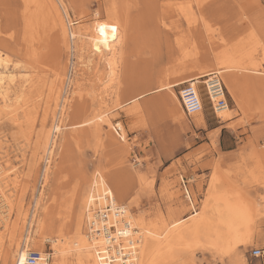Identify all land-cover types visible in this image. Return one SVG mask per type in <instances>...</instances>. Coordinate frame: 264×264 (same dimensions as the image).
Listing matches in <instances>:
<instances>
[{"label":"rangeland","instance_id":"1","mask_svg":"<svg viewBox=\"0 0 264 264\" xmlns=\"http://www.w3.org/2000/svg\"><path fill=\"white\" fill-rule=\"evenodd\" d=\"M109 18L121 23V43L113 56L95 54L84 35ZM60 24L79 33L80 41L67 40L75 52L64 46ZM0 54L35 75L34 84L11 92L25 104L20 121L0 120V157L8 155L2 171L10 176H0V264H12L26 235L29 250L43 254H53L45 239H67L49 264H86L73 235L77 204L100 177L161 237L176 221L189 225L203 217L209 232L224 233L229 224L252 236L264 216L258 193L264 189V0H0ZM219 64L227 68L222 81L239 90L240 106L228 95L236 114L227 125L205 104V124L196 127L175 110L172 90L178 95L185 85L175 86L179 81ZM65 79L62 95L71 98L65 115L57 108L44 116L45 106L55 108L60 99L55 83ZM58 118L62 127L48 161L42 132ZM220 126L234 136L227 139L230 152L219 150L214 129ZM210 204L217 209L207 210ZM184 232L175 249V238H161L164 245L148 240L144 258L149 264L248 262L251 241L238 246L222 236L213 247L202 233Z\"/></svg>","mask_w":264,"mask_h":264},{"label":"bare ground","instance_id":"2","mask_svg":"<svg viewBox=\"0 0 264 264\" xmlns=\"http://www.w3.org/2000/svg\"><path fill=\"white\" fill-rule=\"evenodd\" d=\"M62 12H63L62 16L64 17L63 20H65V22H67L69 26V21L67 18L68 16H66L64 11ZM120 24L121 23L119 22L118 19L109 18L108 20H106L105 23L101 25L98 26L93 25L90 33L84 35L88 37L87 44L89 46L88 45L87 46L89 47V49L95 54L106 53L108 55L113 56L116 47L121 43V37L123 31H122V26ZM66 26H64L63 24L61 25V27L59 26L60 33L63 36L64 46H66V48H68L70 51L72 50L75 52V47L74 48L69 47L67 40H70V38L72 39L76 38L75 40L76 42L80 41L78 39L79 33L77 31L75 33H73L70 30L68 31ZM113 29H115V31H113ZM113 62L112 63L110 62V64L114 65ZM226 70H227L226 67L219 64L218 67L213 71H203L198 74H195V76L192 78L191 83H197L199 82V80L205 79L207 76L211 75L212 73L218 75H224L227 72ZM34 76L35 75L32 73L31 69L25 67L20 68L16 66V64H14L12 61L8 60L7 58H4L0 54V120L2 119L3 115L5 116L10 115L11 119L14 122L20 121L19 119H21L23 115L22 108L25 106V104L21 105L18 103L20 94L19 96L18 94H13L14 97L12 98L11 92H14L16 87L17 89H20L25 86L34 84L35 83V80L33 79ZM57 83H55L54 85V87H56L54 94L56 95L60 94V99L59 101L57 100L58 103L55 105V108H51L50 105H46L48 103L45 102L46 106L44 110V116H47V114L51 113L52 111L55 112V109L57 108L61 111L60 114L62 113L61 114L62 116L65 115V111H66L65 108L68 104V100L71 98L63 97L62 95L64 91L66 79L65 82L62 80L61 84H58L56 86ZM69 83L70 80L68 84ZM53 84L54 83H52V87ZM223 84L225 85L224 87L226 88L228 95H230V97L232 98L235 107L240 106V95H239L240 93L239 90L236 88L235 84L233 82L225 83L224 81ZM64 94H67V92L65 91ZM53 96L54 95H52V97ZM174 98H175L176 108L180 113L182 112L181 111L182 109H181V103L179 97L178 95H175ZM235 114L236 111L227 108L226 110L218 113L216 118L219 120L220 123H226L227 125H229L228 122L234 117ZM101 116H103V114H100V117L98 115V118H101ZM59 118L58 121H54L52 123L51 127L48 130L43 131L45 132L44 134L42 132V135L44 136V140L42 138L43 143L41 145L43 148L42 157L43 158L46 157L48 161L51 155L50 149L52 148V144L55 138L53 134L61 131L62 125L59 124L60 122ZM93 119L91 117L89 121L87 120L83 122L82 125L90 124ZM192 119L196 127H201L204 125V116L201 113H197L192 117ZM104 121L102 122L106 124V126H109L108 120H104ZM116 126L119 127V130H121L122 127L119 123H117ZM99 129L100 127L97 126V131H99ZM7 158H8L7 154L0 157V176H2L4 179L6 178L8 179L10 177L8 174H5L2 171L3 164L6 163ZM12 174L14 177L19 175L16 171H13ZM207 203L208 200L206 201V204ZM200 214L198 215L200 216ZM194 216L195 215H192L190 218ZM203 218L204 219L201 218L196 219V223L192 222L189 225L182 224L187 219L182 221H176L169 227L164 237H161L160 235L151 231V227L146 225V223H144L142 219L135 218L131 212V208L129 206L127 207L126 205H123L121 201H118L115 198L112 191L108 188L105 180L100 177L95 181L94 184H92L91 187H87L86 189L82 190L79 202L77 204L76 221H75V228L73 229L74 232L73 235H74V241L76 243L75 245L76 249L78 252H80V255L85 259L86 264H149L148 260L144 258L143 254H144V247L146 245V242L150 239H156V242L158 244L164 245L163 240L165 241L175 238L176 240L174 241L173 239V244H171V247L175 249L181 243V241L179 242V240L188 235L186 234V232H184V230L191 232L196 230V233L200 232L203 234V236L206 237L205 242L210 243L211 245H213V247L218 245L217 243L220 242V239L218 238V234L216 233L217 228L209 232V230H207V227H210L208 223V219L205 217ZM97 219H99L101 222H104L106 220L108 222L107 226L111 225L115 228L113 243L106 242L103 235V229L101 232H98L97 229L98 227H96L95 229L92 227L93 223L97 225V221H96ZM7 223L8 222L6 220L1 222L3 229H5L6 231L8 230ZM31 238H32L31 235H26V237L22 236L20 238L21 240L18 242L14 255L12 256V264H25V255L26 252L29 250V243L31 241ZM161 238H163V240ZM46 241L51 242V251L53 254H46L45 252L44 254L41 253L43 259L39 264H49L48 261L50 259V256L65 251V248L64 249L63 247L59 248L58 245H62V246L65 245L67 239L61 237L60 239L58 238L45 239V242ZM171 249L172 248H170L169 250ZM162 257L164 258L162 252H160V250L157 249L156 252L157 260L156 259L155 260L159 261ZM152 262L153 260L150 261V264Z\"/></svg>","mask_w":264,"mask_h":264},{"label":"built area","instance_id":"3","mask_svg":"<svg viewBox=\"0 0 264 264\" xmlns=\"http://www.w3.org/2000/svg\"><path fill=\"white\" fill-rule=\"evenodd\" d=\"M194 85L195 83H186L178 91V97L181 103L182 111L188 118L197 113H203L204 111V104L198 88L199 85L203 86L211 112L215 117L218 113L228 108V94L224 87L223 81L218 74L212 73L211 75L207 76L201 83L196 84L195 86ZM118 132H120V130L117 128L116 133L119 134ZM96 221L97 225L93 223L92 227L94 229L98 227V232H101L103 229V235L106 242L113 243L115 228L111 225L107 226L108 222L106 220L104 222H101L99 219H97ZM105 227H107L108 230ZM262 255L263 252L261 250H253L251 252V256L254 258L261 257ZM42 259L43 258L41 253L28 250L25 255V264H39L41 263Z\"/></svg>","mask_w":264,"mask_h":264},{"label":"crops","instance_id":"4","mask_svg":"<svg viewBox=\"0 0 264 264\" xmlns=\"http://www.w3.org/2000/svg\"><path fill=\"white\" fill-rule=\"evenodd\" d=\"M195 76V75H194ZM193 76V77H194ZM192 77V78H193ZM192 78H189L187 79L188 81L186 80H182V81H179V83H182V84H179L177 83L176 85L179 86V85H184L186 83H191L192 81ZM204 79H201L199 80V82L195 83L196 84H199L203 81ZM178 81V80H177ZM185 82V83H183ZM175 85V86H176ZM194 85V86H195ZM225 86V85H224ZM199 88V87H198ZM226 89V88H225ZM172 92H174V96L177 95V93L175 92V90H172ZM199 92H200V96L202 98V101H203V104H204V107H205V104H207L209 106V103L207 101V98H206V95H205V92L202 94V92L200 91L199 89ZM227 92V91H226ZM228 94V93H227ZM175 105V103H174ZM175 110H177L176 108V105H175ZM210 108V106H209ZM182 109V108H181ZM228 109H230V107H228ZM211 110V109H210ZM233 110V109H231ZM235 111V110H234ZM178 112V110H177ZM183 112V111H182ZM184 113V112H183ZM203 115V113H201ZM196 115V114H195ZM218 115V114H217ZM186 116V115H185ZM194 116V115H193ZM191 116V118L193 117ZM204 116V115H203ZM217 117V116H216ZM190 118V117H189ZM220 123V122H219ZM204 124H205V119H204ZM204 126V125H203ZM202 127V126H201ZM214 130H218L219 131V139H218V147H219V150L223 153H226V152H230L231 150H233V147L229 146V142L227 141V139L231 136V137H234L231 132L227 129L226 126H220ZM227 133V134H225ZM207 176L209 177L211 175V172H206V173H203V174H198V177H201V176ZM258 193L260 194H264V189H259L258 190ZM207 210H216L217 207L215 206H209V208H206ZM199 213L196 212V215H198ZM208 217H210V215H207ZM242 220H237L235 221L236 223H240ZM224 237V239L222 240V238L220 237ZM218 237L220 239V241H224V242H232V243H237L239 244L238 246H244L246 244V242H250L252 243V248H251V252L253 250H261L263 252V255L261 257H258V258H254L251 256H249V259H248V262L247 264H264V216L263 217H260L257 221V224H256V228L254 230V233L252 234L251 237H249L248 235V231L243 229L241 231V229L236 226V227H233L231 225V227H229V224H226L225 226V230H224V233H220L218 234Z\"/></svg>","mask_w":264,"mask_h":264},{"label":"snow or ice","instance_id":"5","mask_svg":"<svg viewBox=\"0 0 264 264\" xmlns=\"http://www.w3.org/2000/svg\"><path fill=\"white\" fill-rule=\"evenodd\" d=\"M113 31H115V29H113Z\"/></svg>","mask_w":264,"mask_h":264}]
</instances>
